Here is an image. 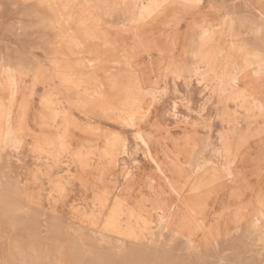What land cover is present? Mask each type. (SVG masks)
<instances>
[{
    "label": "rangeland",
    "instance_id": "1",
    "mask_svg": "<svg viewBox=\"0 0 264 264\" xmlns=\"http://www.w3.org/2000/svg\"><path fill=\"white\" fill-rule=\"evenodd\" d=\"M263 61L264 0H0V264H264ZM199 165L194 217L169 183Z\"/></svg>",
    "mask_w": 264,
    "mask_h": 264
},
{
    "label": "bare ground",
    "instance_id": "2",
    "mask_svg": "<svg viewBox=\"0 0 264 264\" xmlns=\"http://www.w3.org/2000/svg\"><path fill=\"white\" fill-rule=\"evenodd\" d=\"M189 3V2H188ZM2 21V20H1ZM210 26H212V25H210ZM208 28V27H207ZM206 28V29H207ZM207 32H208V30H206ZM207 33H205V35H206ZM208 35V34H207ZM211 36H212V34H211ZM208 39L210 38V36H206ZM215 38V37H214ZM89 39V38H88ZM203 39H206V38H203ZM210 39H212V37L210 38ZM209 39V40H210ZM214 40V39H213ZM204 42H206V45H208L207 44V40H204ZM213 42V41H212ZM212 42H209V43H212ZM117 43V42H116ZM212 45V44H211ZM209 46V45H208ZM214 47V46H213ZM213 47H211V50L213 51H215V47L213 48ZM208 47H206V50H204V51H207L208 49H207ZM209 48H210V46H209ZM213 48V49H212ZM201 50H203V48L201 49ZM208 51H210V50H208ZM207 51V53L205 54V52H204V55H203V52H202V54L201 55H203L201 58H202V60L203 61H205L206 63H208V64H213V63H216V61H217V59L218 58H216L217 56L215 55H213V54H211L210 52H208ZM200 51H199V53H201ZM215 53H216V51H215ZM214 53V54H215ZM196 58V57H195ZM90 62H92V60H89ZM259 61V60H258ZM122 62V61H121ZM264 62V61H263ZM259 63V62H258ZM260 63H262V62H260ZM263 64V63H262ZM234 65V64H233ZM258 65V64H257ZM8 67L5 69V72H6V75H7V77H8V81H9V85H10V87H11V90H13L12 89V87H15V86H12L13 84V82H14V84L15 85H17V87L15 88V90L14 91H16L17 92V89H18V79L16 78L17 77V75H16V72H17V69H15L14 68V74L12 75V65L11 64H9V65H7ZM126 66V65H125ZM260 66V65H259ZM15 67V66H14ZM208 67H209V65H208ZM184 68V67H183ZM264 68V67H263ZM181 69V68H180ZM208 69V68H207ZM260 69V68H259ZM214 70H216V69H214ZM180 71V70H179ZM183 71H185L184 69H183ZM199 72V71H198ZM211 72V71H210ZM258 71H256V73H257ZM215 73V72H214ZM255 73V74H256ZM174 74H177V73H174ZM210 74H212V73H210ZM5 75V74H4ZM15 75V76H14ZM194 75V74H193ZM192 75V76H193ZM178 78H180V74H178ZM190 76V75H189ZM215 77H217L216 76V74L214 75ZM240 76H241V74L239 75V74H226V76L225 75H223L222 76V78L223 79H227V78H229L230 80H232L233 81V83H235V82H237L238 80H239V78H240ZM204 79H206L207 80V78L209 77V74H204L203 76H202ZM182 78V77H181ZM186 79H188V77L186 78ZM223 79H220V82H221V80L223 81ZM225 79V80H226ZM13 81V82H12ZM203 81V80H202ZM218 81H219V79H218ZM227 81V80H226ZM199 83V82H198ZM201 83V82H200ZM222 83V82H221ZM156 91V90H155ZM12 92V91H11ZM149 93H153L152 91H149ZM15 94V93H14ZM150 95V94H149ZM152 95V94H151ZM155 95V94H154ZM153 96V95H152ZM174 102V101H173ZM97 103V102H96ZM129 103H130V105L131 106H137V107H139V103H140V100H138V99H135V98H133V99H131V100H129ZM174 104H176L175 102H174ZM255 104H257V106L258 107H262V102L261 101H257V102H255ZM177 105V104H176ZM176 105L174 106V107H176ZM99 106V105H98ZM256 106V107H257ZM95 107V106H94ZM1 109V108H0ZM134 110H131V111H128V110H122L121 111V113L120 114H122L123 115V118H125V120H127V121H129L130 123H134V122H136V120L140 117V115H141V112H142V109L140 108V109H136V108H133ZM175 109V108H174ZM173 109V110H174ZM257 109H259V108H257ZM261 109V108H260ZM98 110V109H97ZM100 110V109H99ZM94 111V110H93ZM112 111H114V110H112ZM8 112H11V110H9ZM7 113V112H6ZM85 113V112H84ZM97 113H99V112H97ZM96 113V114H97ZM102 113V112H101ZM103 114V113H102ZM176 114V113H175ZM174 114V115H175ZM7 115H11V114H7ZM101 115V114H100ZM180 115V114H179ZM178 115V116H179ZM6 117V116H5ZM8 117V116H7ZM183 117V116H182ZM61 118V117H60ZM4 119V118H3ZM8 119V118H7ZM9 119H10V117H9ZM0 120H1V118H0ZM125 120H124V122H125ZM6 121H8L9 122V120H6ZM11 121V120H10ZM8 122H7V124H8ZM11 123V122H10ZM126 123V122H125ZM12 124V123H11ZM10 124V125H11ZM10 125H9V127H10ZM12 126V125H11ZM134 126V125H133ZM1 127V126H0ZM8 127V128H9ZM7 128V129H8ZM11 128V127H10ZM13 128V127H12ZM96 129V128H95ZM99 129V128H98ZM10 130V129H9ZM12 130L13 129H11V132H12ZM14 130H16L15 128H14ZM7 132V131H6ZM8 132H10V131H8ZM15 132V131H14ZM3 133V132H2ZM0 133L1 135H3L4 137L8 134V133H6V135H5V133ZM16 133V132H15ZM0 135V136H1ZM9 135H10V133H9ZM12 135V134H11ZM2 136V137H3ZM13 136V135H12ZM138 136V135H137ZM140 139H141V141L146 145V146H149V139L148 138H146L141 132H139V136H138ZM65 138V134L63 133V134H61L60 136H59V139H60V143L58 142V143H56V142H45V143H43L44 145H43V148L41 147V146H39L38 144V147L40 148H42L41 150V152H43V150L44 151H47L48 152V154L49 155H51V159L52 160H56L57 159V157H58V155L60 154L61 155V152H63V151H61V150H57L58 148H57V146L59 145V144H61V146L62 147H66V144H65V142L63 141V139ZM138 138V139H139ZM4 139V138H3ZM7 139V138H6ZM42 140V139H41ZM44 140V139H43ZM116 140V139H115ZM115 140H112L113 142L115 141ZM223 140V139H222ZM225 140V139H224ZM19 141V140H18ZM111 141V142H112ZM126 141V140H125ZM5 142V141H4ZM112 142V143H113ZM18 144H20L21 145V143H19V142H17ZM112 143H111V145H112ZM122 144V143H121ZM36 145V146H37ZM19 146V145H18ZM122 147H124L125 148V146H126V144L125 143H123L122 145H121ZM37 147V148H38ZM51 147H55V151H54V149L52 150V148ZM109 148V147H108ZM127 148V147H126ZM35 149H36V147H35ZM63 149V148H62ZM65 149V148H64ZM110 149V148H109ZM40 150V149H39ZM227 151V150H226ZM124 152H125V149H124ZM149 152V151H148ZM44 153V152H43ZM105 153H107V155H109V153H110V151L108 150V149H106V152ZM126 153V152H125ZM226 153V152H225ZM112 154V153H111ZM151 154V153H150ZM45 155H46V153H45ZM84 155V154H83ZM46 156H48V155H46ZM193 156V155H192ZM12 158V157H11ZM18 159V158H17ZM227 159V158H226ZM112 160L113 161H115L116 160V156L114 157V158H112ZM10 161V160H9ZM52 162V161H51ZM119 162V161H118ZM48 163H49V161H48ZM53 163V162H52ZM155 163V162H154ZM171 163L173 164V167H175V169H179L180 170V173H181V171H182V167H181V165H179L175 160H171ZM211 163V162H210ZM135 164V163H134ZM156 164V163H155ZM172 164H171V166H172ZM170 166V167H171ZM170 167H168V168H170ZM166 168V167H165ZM198 168V167H197ZM158 169L161 171V172H164L165 171V169H164V166H162L161 164H159L158 165ZM199 171H194V170H191V174L190 175H188V177L190 176V177H197L196 179H195V181H192V183L190 182L189 183V185L187 186V187H185V186H181V188H176L175 186H173V184L172 183H169V187L171 188V190L173 191V192H176V193H178L179 194V199L181 200V202H182V204H184V206L188 209V210H190V212H191V214L194 216V217H196V215L200 212V208H203L202 207V205H203V201H202V197L200 196V194L202 195L203 194V191H204V188L205 187H207V186H209V185H212L214 182H215V180L217 179V176H216V172H217V169L216 168H214L213 166L211 167L210 165L206 168V167H204V166H201V165H199ZM224 171H225V173H226V175H228V176H233L234 174H235V172H234V170H233V161H228V164L224 167ZM179 173V174H180ZM198 173H201V174H203V175H206V177H210V178H208V179H203V178H198ZM131 174V173H130ZM184 174V173H183ZM24 175V174H23ZM128 175V174H127ZM181 175H182V173H181ZM4 176V180L5 179H7V178H5L6 176L5 175H3ZM130 176V175H129ZM131 176H132V174H131ZM163 176H166V175H163ZM1 177V176H0ZM9 177V176H8ZM183 177V176H182ZM188 177H187V179H188ZM190 177H189V179H190ZM2 178V177H1ZM11 178V177H10ZM186 179V180H187ZM167 180V179H166ZM173 180H175V179H173ZM19 181V180H18ZM127 181H130V180H127ZM171 181H172V178H171ZM184 181V183H183V185H185V179L183 180ZM5 182H6V180H5ZM5 182H3V180H2V183L4 184ZM173 182V181H172ZM177 182V181H176ZM179 182H181V181H179ZM179 182H177L178 183V185H179ZM2 183H0V185L2 184ZM6 183H8V180H7V182ZM11 183H12V180H11ZM132 183V182H131ZM130 183V184H131ZM174 183V182H173ZM182 183V182H181ZM128 184V183H127ZM8 185V184H7ZM175 185H176V183H175ZM181 185V184H180ZM54 186H56L55 188H59V189H61V186H59V185H54ZM53 186V187H54ZM58 186V187H57ZM125 186V185H124ZM127 186V185H126ZM126 186L124 187V189L122 190L123 192H122V194H121V191H120V194H121V197L124 195V193H126L127 192V190L126 189H128V190H131L130 188H128V186H127V188H126ZM130 186V185H129ZM152 186V185H151ZM150 186V187H151ZM7 187V186H6ZM12 186H11V184H10V186L8 187L9 189L8 190H10V188H11ZM5 187H4V185H3V189H4ZM126 188V189H125ZM54 189V188H53ZM1 190V189H0ZM5 190V189H4ZM21 190V189H20ZM62 190V189H61ZM61 190H59V191H61ZM109 190V189H108ZM125 190H126V192H125ZM55 191H57V192H59L58 190H56L55 189ZM5 192V191H4ZM157 193H158V196H157V198H155V200L157 199V203H158V206L157 207H154V209L156 210V209H158V210H162V211H164L165 210V208L168 206V203H166L165 201H164V198L162 197V193L161 192H159V191H157ZM108 194H109V192H108ZM97 195V194H96ZM105 195H107V194H105ZM118 196H119V193L117 194ZM120 197V196H119ZM119 197H117L118 199H119ZM127 197V196H126ZM126 197H122V199L123 200H126V199H124V198H126ZM101 203H103V204H106L107 205V202L106 201H108V199L104 196V193L102 194H99L98 195V197H96ZM116 198V199H117ZM118 199H117V201H118ZM121 199V200H122ZM202 201V202H201ZM100 202H99V204H100ZM115 202V201H114ZM122 202V201H121ZM116 203H118V202H116ZM115 203V204H116ZM103 204H102V206H103ZM119 204V203H118ZM121 204V203H120ZM101 205V204H100ZM140 205V204H139ZM105 206V205H104ZM130 206V205H129ZM183 206V205H182ZM106 207V206H105ZM112 207H114V204H113V206ZM133 207V206H132ZM104 208V207H103ZM117 208L119 209V211H121L122 210V207H121V205H118L117 206ZM125 208V207H124ZM131 207H129V209H130ZM134 208V207H133ZM172 208H175L174 206H173V204H172ZM105 209V208H104ZM135 209V208H134ZM134 209H132V210H134ZM128 210V209H127ZM136 210V209H135ZM157 210V211H158ZM173 211H174V209H172ZM176 210V209H175ZM109 211V210H108ZM124 211V210H123ZM129 211V210H128ZM140 211V210H139ZM139 211H136L137 213L139 212ZM135 212V213H136ZM175 212V211H174ZM94 213V212H93ZM109 213V212H108ZM122 213V212H121ZM120 213V214H121ZM124 213V212H123ZM127 213V212H126ZM137 213L135 214L136 216H137ZM175 213H177V214H179L177 211L175 212ZM262 213H264V212H262ZM116 214V213H115ZM139 214V213H138ZM142 214V213H141ZM93 215V214H92ZM132 215V214H131ZM134 215V216H135ZM159 215H160V218H162V216L164 215L163 214V212H160L159 213ZM174 215V214H173ZM120 215H119V213L117 214V217L116 218H114L113 217V215H111L109 218H108V223L109 224H111L112 226H114L115 225V227L117 226V225H119V226H122L123 227V225H122V223L121 222H123L124 223V221L122 220V219H120V217H119ZM125 216V215H124ZM143 216V215H142ZM140 217H141V215H140ZM176 217V214H175V216H173V217H171V218H175ZM183 217V216H182ZM106 218V217H105ZM147 218V217H146ZM181 218V217H180ZM96 219V218H95ZM135 219V218H134ZM144 219V218H143ZM184 219V218H183ZM182 218H181V220H182V222L184 221V223L186 224V221L185 220H183ZM190 219V218H189ZM122 220V221H121ZM145 220V219H144ZM165 220V219H164ZM172 220V219H171ZM174 220V219H173ZM171 221L170 223H174V221ZM179 220V219H178ZM181 220H179V223H181L180 221ZM262 220V219H261ZM137 221V220H136ZM93 222V224H97V221H92ZM126 222V221H125ZM141 222V221H140ZM46 223V222H45ZM120 223H121V225H120ZM183 223V224H184ZM128 225H129V223H127ZM141 224H142V222H141ZM146 224V223H145ZM184 224V225H185ZM187 224H189V223H187ZM171 226H172V224H170ZM181 225V224H180ZM78 226V225H77ZM188 226V225H187ZM254 226H256V225H254ZM118 227V226H117ZM121 227V228H122ZM131 227H132V225H131ZM138 227H139V224H138ZM144 227H147V224L144 226ZM261 227V226H260ZM111 228V227H110ZM140 228V227H139ZM169 228V227H168ZM184 228H186V226H184ZM256 228H258V227H256ZM108 229V228H107ZM115 229V228H114ZM132 229V228H131ZM181 229H183V225H182V228H180V230ZM101 230V229H100ZM122 230V229H121ZM133 230L134 229H132V232H133ZM142 230V229H141ZM117 231H120V228H119V230L118 229H116V232ZM124 231H125V229H124ZM183 231V230H182ZM112 232H113V234H116V233H114V230H113V228H112ZM122 232H123V230H122ZM126 232V231H125ZM143 232V231H142ZM121 233V232H120ZM124 233V232H123ZM95 234V233H94ZM117 234H119L118 232H117ZM125 234V233H124ZM134 234H136V233H134ZM176 234H178V233H176ZM35 235V234H34ZM79 235V234H78ZM81 235V234H80ZM112 235V234H111ZM125 236V235H124ZM124 236H123V239H125L124 238ZM119 237V236H118ZM126 240V239H125ZM128 240H130V239H128ZM147 240V239H146ZM104 241V240H103ZM111 241V240H110ZM147 242V241H146ZM118 250H120V249H118ZM228 253V252H227ZM231 253V252H230Z\"/></svg>",
    "mask_w": 264,
    "mask_h": 264
}]
</instances>
